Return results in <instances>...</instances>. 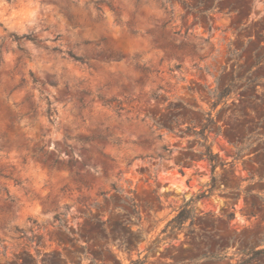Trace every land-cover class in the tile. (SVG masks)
Instances as JSON below:
<instances>
[{
    "label": "rangeland",
    "instance_id": "obj_1",
    "mask_svg": "<svg viewBox=\"0 0 264 264\" xmlns=\"http://www.w3.org/2000/svg\"><path fill=\"white\" fill-rule=\"evenodd\" d=\"M263 248L264 0H0V264Z\"/></svg>",
    "mask_w": 264,
    "mask_h": 264
},
{
    "label": "trees",
    "instance_id": "obj_2",
    "mask_svg": "<svg viewBox=\"0 0 264 264\" xmlns=\"http://www.w3.org/2000/svg\"><path fill=\"white\" fill-rule=\"evenodd\" d=\"M22 38H26V39H29V40H33L32 38H30L29 36L27 35H22V36H18L16 34H12V40L14 41H18ZM69 56L74 60V61H77L79 63H86V59L84 57H80V56H75V55H72L69 53ZM31 77H32V80L35 82L36 80L33 78L32 74H30ZM109 102V101H107ZM205 156H206V159L209 161V162H213L214 161V155L210 149V147L208 145H205ZM12 201V200H11ZM192 202V199H190L188 202H186L184 204V206L181 207V209L178 211L177 215L175 216V219L177 220V224L178 226H181L188 218H191L190 215H188V211H187V206ZM190 211V210H189ZM192 211V209H191ZM256 254H264V248L263 249H259V250H256L255 251Z\"/></svg>",
    "mask_w": 264,
    "mask_h": 264
}]
</instances>
